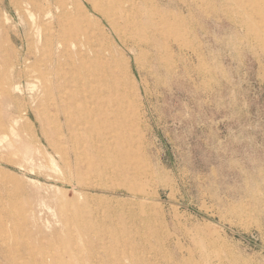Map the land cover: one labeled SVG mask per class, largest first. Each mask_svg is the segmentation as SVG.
Listing matches in <instances>:
<instances>
[{
  "label": "rangeland",
  "instance_id": "1",
  "mask_svg": "<svg viewBox=\"0 0 264 264\" xmlns=\"http://www.w3.org/2000/svg\"><path fill=\"white\" fill-rule=\"evenodd\" d=\"M83 1L75 34L71 0H0V264H264V0H135L129 44ZM50 36L109 106L76 144Z\"/></svg>",
  "mask_w": 264,
  "mask_h": 264
},
{
  "label": "bare ground",
  "instance_id": "2",
  "mask_svg": "<svg viewBox=\"0 0 264 264\" xmlns=\"http://www.w3.org/2000/svg\"><path fill=\"white\" fill-rule=\"evenodd\" d=\"M80 1L84 5V1ZM86 1L91 3L94 13L100 14L107 21L110 29L121 43H130L132 35L136 34V19L140 21V18L133 14L137 9L135 0ZM70 4L75 13L65 15V18L59 23L60 29L62 31L72 29L75 34L84 29H89L91 19L81 8L79 0H71ZM58 8L62 12L66 10V6L61 4L58 5ZM55 40L58 48L57 53L55 55L50 51L48 61L44 66L45 71L41 76L48 99L52 101L54 111L52 122L55 133L58 135L57 144H76L80 141L82 134L90 136L94 126L102 123L101 114L103 110L109 109V106L105 101L96 99L97 90L91 85V80L86 75L82 65L75 60L73 52L69 48L68 40L61 36ZM55 40L50 36L45 38L44 43H49L52 46ZM135 43H138L137 39ZM4 48V45L0 44V51ZM65 53L68 57L62 60L61 57ZM20 78L21 76H19ZM18 81L20 83V80ZM50 108L49 106L47 111ZM93 110L97 112L96 115L99 117L97 123L93 117H90Z\"/></svg>",
  "mask_w": 264,
  "mask_h": 264
}]
</instances>
